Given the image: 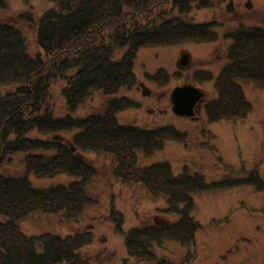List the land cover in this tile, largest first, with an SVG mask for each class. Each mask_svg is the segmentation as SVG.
<instances>
[{"label":"trees","instance_id":"16d2710c","mask_svg":"<svg viewBox=\"0 0 264 264\" xmlns=\"http://www.w3.org/2000/svg\"><path fill=\"white\" fill-rule=\"evenodd\" d=\"M168 1L177 16L157 25L138 23L151 16L161 18L160 12L153 15L154 10ZM212 1L54 0V7L36 20L30 13L19 17L21 22L35 25L32 28L40 50L35 56L30 55L20 29L0 23V167L23 154L26 174L22 178L0 177V217L4 220L0 221V264H88L79 250L91 244L90 232L26 236L19 228L20 222L37 213L60 214L64 221H77L91 205L86 187L97 172L76 155L78 152L112 156L123 170V180L140 183L149 195L165 200V214L179 215L175 222L129 229L124 235L128 259L123 264L128 260L165 264L156 257L155 246L165 241L192 245L200 228L191 216L194 196L245 185L264 193V176L256 169L241 179L212 184L187 170L174 176L167 163L140 169L136 161L139 153H153L166 140H183L184 134L169 126L143 130L118 124L116 114L134 105L128 99L110 102L103 114L73 117L92 94L114 97L134 85L133 62L138 50L214 41L217 34L211 23L185 20L192 7L205 8ZM224 38L230 41L228 63L215 79V99L203 106L209 123L243 119L250 113L243 85L264 90V28H240ZM120 50L123 57L116 60ZM205 75L197 74L196 80L210 79ZM166 78L160 70L152 77L158 84ZM58 81L64 82L60 90L64 117H56L48 103L50 89ZM65 134H71L68 144L61 139ZM62 174L78 181L39 190L27 180L28 175L52 178ZM113 213L115 231H122V215Z\"/></svg>","mask_w":264,"mask_h":264},{"label":"rangeland","instance_id":"374dc122","mask_svg":"<svg viewBox=\"0 0 264 264\" xmlns=\"http://www.w3.org/2000/svg\"><path fill=\"white\" fill-rule=\"evenodd\" d=\"M169 2L155 8L153 15L157 16L160 12L161 18L151 16L138 20V23L157 25L173 15L177 16V10ZM53 7L54 0H0V23L20 29L30 55L35 56L40 53L32 28L35 25L21 22L19 17L30 13L36 20ZM185 20L197 24L211 23L213 32L217 34L216 39L212 42H185L138 50L133 62L134 85L122 89L114 97L92 94L73 117L103 114L110 102L128 99L134 105L116 114L118 124L143 130L169 126L184 134L183 140H166L161 149L153 153H139L136 161L140 169L156 163H167L174 176L187 170L189 174H200L206 184L241 179L255 169L263 177L264 90L253 84L243 85L242 91L250 104V113L243 119L213 123L207 121L203 106L195 109L193 119L174 115L170 109V97L175 88L191 85L204 93L202 105L215 99V79L228 63L230 41L224 36L240 28H264V0H213L208 7H192ZM123 52H116L118 56L115 59L120 60ZM183 54L187 56L186 64L180 65ZM159 70L167 77L160 81V85L152 79ZM206 73L211 76L210 79L203 82L196 80L197 74L204 76ZM63 83L55 82L50 89L48 103L56 117L65 116L60 93ZM70 136L65 134L61 139L68 144ZM76 155L97 172L86 187V195L93 202L77 221H64L60 214L30 215L19 223L20 230L26 236L42 233L66 236L90 232L91 244L79 250L85 262L123 264L128 259L124 235L129 229L180 219L178 214L170 216L164 213L165 200L149 195L140 183L123 180V170L118 169L112 156L89 152H78ZM23 158V154H17L4 163L0 167V177H25ZM27 180L39 190L78 181L65 174L52 178L28 175ZM193 203L191 216L200 226L194 233V243L181 246L165 241L154 247L159 260H165V264H264V193L245 185L196 195ZM113 211L122 215V231H115ZM0 221H4L3 218L0 217ZM128 264L159 262L136 263L128 260Z\"/></svg>","mask_w":264,"mask_h":264},{"label":"water","instance_id":"95a60500","mask_svg":"<svg viewBox=\"0 0 264 264\" xmlns=\"http://www.w3.org/2000/svg\"><path fill=\"white\" fill-rule=\"evenodd\" d=\"M187 57L182 56L181 65L186 64ZM203 94L192 86L177 87L171 94V111L180 117L191 118L194 115V107L201 100Z\"/></svg>","mask_w":264,"mask_h":264},{"label":"flooded vegetation","instance_id":"af4514ba","mask_svg":"<svg viewBox=\"0 0 264 264\" xmlns=\"http://www.w3.org/2000/svg\"><path fill=\"white\" fill-rule=\"evenodd\" d=\"M202 99L199 101V103L197 104L198 106H197V108H199V107H201L202 106ZM259 193H262V192H259ZM263 212H264V208H263Z\"/></svg>","mask_w":264,"mask_h":264}]
</instances>
